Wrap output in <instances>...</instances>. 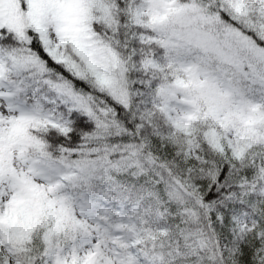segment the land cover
Masks as SVG:
<instances>
[{
    "label": "snow or ice",
    "instance_id": "snow-or-ice-1",
    "mask_svg": "<svg viewBox=\"0 0 264 264\" xmlns=\"http://www.w3.org/2000/svg\"><path fill=\"white\" fill-rule=\"evenodd\" d=\"M0 264H264V0H0Z\"/></svg>",
    "mask_w": 264,
    "mask_h": 264
}]
</instances>
